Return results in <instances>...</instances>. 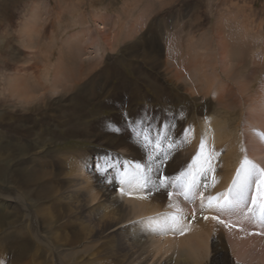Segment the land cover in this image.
I'll return each mask as SVG.
<instances>
[{
    "label": "rangeland",
    "instance_id": "374dc122",
    "mask_svg": "<svg viewBox=\"0 0 264 264\" xmlns=\"http://www.w3.org/2000/svg\"><path fill=\"white\" fill-rule=\"evenodd\" d=\"M204 65L213 74L211 86L201 79ZM0 83V113L7 115L0 121L2 193L15 189L11 175L32 152L51 175L47 160L78 151L89 154L96 170L103 140L138 143L133 129L139 125L132 122L144 121L152 135L160 131L168 153L157 161L160 175L167 176L178 154L184 157L178 174L167 176L168 192L182 196L176 212L191 210L185 223L197 218L207 238L200 263H220L224 250L234 264H264V226L252 218L259 213L252 204L256 183L247 188L242 211L208 207L228 177L225 197L238 195L234 180L245 159L264 169V0H0ZM210 118L223 130L207 128ZM84 125L88 133L80 134ZM141 149L142 158L154 155ZM193 154L201 168L196 199L192 189L185 198L176 186L190 181L185 174ZM10 212L0 218V236L12 231L8 222L16 216ZM26 222L19 221L31 234ZM9 235L8 243L21 239ZM50 257L44 252L41 264Z\"/></svg>",
    "mask_w": 264,
    "mask_h": 264
},
{
    "label": "bare ground",
    "instance_id": "6f19581e",
    "mask_svg": "<svg viewBox=\"0 0 264 264\" xmlns=\"http://www.w3.org/2000/svg\"><path fill=\"white\" fill-rule=\"evenodd\" d=\"M199 71L203 83L209 86L213 74H209L205 65ZM5 113H0V121L7 117ZM208 123L207 128L211 126L214 131L223 130L217 119L210 118ZM79 129L80 134L88 133L85 125L83 129ZM122 132H127V128ZM103 142L106 147L101 148L102 153L96 156V159L102 157V165L112 158L146 163V158H142L143 150L139 142L128 138L121 140L115 136H109ZM255 152L258 153L257 150ZM21 153L27 154L24 146ZM36 156L37 154L32 152L27 157L28 164L21 166L16 175H11V186L16 184L13 191L2 193L0 187V218L9 211L16 216L8 222L9 226H12V231L0 236V264H41L44 252L51 256L49 264H201L207 238H202L203 233L197 218H193L192 225L185 223L183 217L188 216V220H191V210L186 212L183 209L180 210L181 213L176 212L182 206L179 204L183 201L180 194L176 192L180 199L169 197L168 189L161 188L157 191L152 188V181L161 172L149 173L150 183L147 187H141L135 179H132L131 183L120 184L119 179L123 177L116 170L109 169V177L114 179L112 184H108L101 182L100 175H97L95 168L89 163V154L82 151L60 154L47 160L48 163H52V175L46 173V169L41 165L44 162L36 159ZM192 156L189 158L190 168L185 174L189 180L192 177L188 174L197 178L201 170L193 163L196 156L194 154ZM183 161V155L178 154L169 162L171 168L165 171V174L171 177L177 175ZM135 175L137 174L134 164H130L127 176L131 179ZM228 178L222 182L223 186L225 185L224 189L221 192L216 191L219 201L226 196V185L230 180ZM212 183L209 182L207 186ZM176 186L184 188L183 185ZM214 187H217L215 183L211 188ZM193 188L192 197L196 199V189ZM120 189H123V192ZM31 201H34L33 205ZM21 219H26L28 222L26 226L31 234L26 233L23 223H19ZM182 226L184 229L181 230ZM2 228L5 227L0 222V234ZM43 232L51 233V236ZM10 233L21 239L10 243L4 241L5 236ZM26 238H29L32 244ZM63 246L68 250L62 249ZM221 255L222 260L218 264H234L228 252L223 250Z\"/></svg>",
    "mask_w": 264,
    "mask_h": 264
},
{
    "label": "snow or ice",
    "instance_id": "6c2138e0",
    "mask_svg": "<svg viewBox=\"0 0 264 264\" xmlns=\"http://www.w3.org/2000/svg\"><path fill=\"white\" fill-rule=\"evenodd\" d=\"M135 125H139V129H133V133L139 142L140 147L144 149L151 148L154 155H147L146 154V163H141L139 161L129 162L124 161L118 158H112L111 161H106L105 164L102 166L100 164L96 165V171L99 173L101 177V182H106L108 184L113 183L114 178L109 177V169L116 170L119 172L120 176L123 177L119 179L120 184L124 183H131L132 179H135L137 183L140 184L141 187H147L150 182L149 173L152 172H160V169L156 167L157 161L161 164L167 158L168 153L165 152V149L162 145L161 138H160V131H156L155 135H152V128L150 124L145 123L144 121H133ZM111 127V125H109ZM167 123L164 122L161 125V129L166 128ZM119 131V129H116ZM189 131V130H185ZM166 138V137H165ZM172 143L168 144V148H172ZM201 151L204 149V143L201 142ZM196 159H193V163H196ZM130 164H134L135 172L137 175L132 177L131 179L127 176V168ZM203 174V173H201ZM260 176V181H256V177ZM242 177V179H241ZM171 178L163 175H157L155 180L152 181V188L159 191L161 188L168 189L170 186ZM256 183V196L252 199L253 205H258L259 213H253L252 218L258 222L261 226H264V170L259 169L255 164L245 159L243 164L241 165V169L237 172V179L234 180V186L238 188V195L233 199H229L228 197L224 198V202H219V197H210L208 199V207H212L214 203L220 210L225 211H242L241 205L246 202V190L251 184ZM197 186V179L196 176L193 175L191 180L184 186V195L187 198V192L190 191L193 187ZM152 189H149L151 191ZM123 192V189H120ZM172 193L168 192V196L171 197ZM249 212L252 210L249 209ZM247 218V217H245ZM207 219V217H205ZM215 219V217H214ZM220 223H224V221H220ZM183 234V233H181Z\"/></svg>",
    "mask_w": 264,
    "mask_h": 264
}]
</instances>
